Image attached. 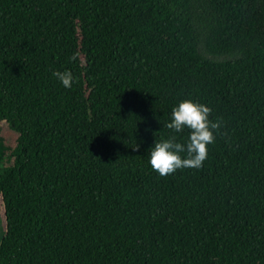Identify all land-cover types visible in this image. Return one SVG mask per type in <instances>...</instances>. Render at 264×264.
Wrapping results in <instances>:
<instances>
[{
  "label": "trees",
  "instance_id": "obj_1",
  "mask_svg": "<svg viewBox=\"0 0 264 264\" xmlns=\"http://www.w3.org/2000/svg\"><path fill=\"white\" fill-rule=\"evenodd\" d=\"M182 99L221 127L160 176ZM0 199V264H264V0H0Z\"/></svg>",
  "mask_w": 264,
  "mask_h": 264
},
{
  "label": "clouds",
  "instance_id": "obj_2",
  "mask_svg": "<svg viewBox=\"0 0 264 264\" xmlns=\"http://www.w3.org/2000/svg\"><path fill=\"white\" fill-rule=\"evenodd\" d=\"M78 55L73 53L70 60H77ZM52 76L64 88H72L74 75L71 70H54ZM211 112L204 103L192 99L178 101L165 123L170 134L148 148L150 167L160 176L173 174L178 169L201 168L208 156V146L214 143L215 133L221 127V121L213 120ZM186 130V136H178Z\"/></svg>",
  "mask_w": 264,
  "mask_h": 264
},
{
  "label": "rangeland",
  "instance_id": "obj_3",
  "mask_svg": "<svg viewBox=\"0 0 264 264\" xmlns=\"http://www.w3.org/2000/svg\"><path fill=\"white\" fill-rule=\"evenodd\" d=\"M3 134L6 138L7 144H9L11 147H13L16 143L17 134L12 131L8 126H3ZM11 160L6 159L4 162V165H10ZM5 234V218H4V211H3V205L0 199V241Z\"/></svg>",
  "mask_w": 264,
  "mask_h": 264
}]
</instances>
